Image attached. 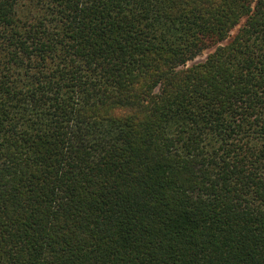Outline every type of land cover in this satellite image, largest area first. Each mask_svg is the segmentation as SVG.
Segmentation results:
<instances>
[{"label": "trees", "instance_id": "obj_1", "mask_svg": "<svg viewBox=\"0 0 264 264\" xmlns=\"http://www.w3.org/2000/svg\"><path fill=\"white\" fill-rule=\"evenodd\" d=\"M0 264H264V0H0Z\"/></svg>", "mask_w": 264, "mask_h": 264}, {"label": "rangeland", "instance_id": "obj_2", "mask_svg": "<svg viewBox=\"0 0 264 264\" xmlns=\"http://www.w3.org/2000/svg\"><path fill=\"white\" fill-rule=\"evenodd\" d=\"M237 31H238V29H235L232 32V36H235ZM213 50L214 49H210V50L205 51L201 56H199L194 62L190 63L189 65H192L193 63H198V62L200 63L201 61H204Z\"/></svg>", "mask_w": 264, "mask_h": 264}]
</instances>
